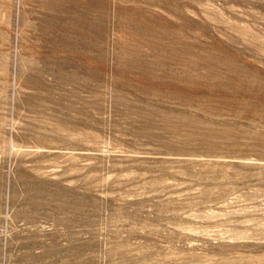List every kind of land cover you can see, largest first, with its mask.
Here are the masks:
<instances>
[{
  "label": "rangeland",
  "instance_id": "rangeland-1",
  "mask_svg": "<svg viewBox=\"0 0 264 264\" xmlns=\"http://www.w3.org/2000/svg\"><path fill=\"white\" fill-rule=\"evenodd\" d=\"M0 264H264V0H0Z\"/></svg>",
  "mask_w": 264,
  "mask_h": 264
}]
</instances>
